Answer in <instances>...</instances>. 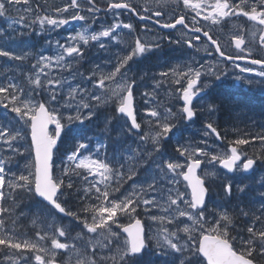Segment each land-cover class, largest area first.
Wrapping results in <instances>:
<instances>
[{"label": "snow or ice", "instance_id": "1", "mask_svg": "<svg viewBox=\"0 0 264 264\" xmlns=\"http://www.w3.org/2000/svg\"><path fill=\"white\" fill-rule=\"evenodd\" d=\"M81 3L92 5L87 12L94 20V14L99 11L94 0H70L61 7H54L50 14L46 10L41 14L42 6H33V0H0V17H6L9 22L8 29L0 28V57L23 62L33 55L24 49L20 50V54L14 49L7 50V46L14 41V36L8 34L9 30L15 33L17 25L29 30L39 27L40 31L36 34L40 35L71 21H86V16L80 14ZM173 4L178 9L182 5L184 10H190L194 15L189 21L186 14L173 13L172 22L163 23L162 28L177 29L180 26L187 31L175 39L169 36L142 42L140 37H136L134 45H130L131 51L117 56L114 70L97 75V66V71L84 78L82 83H90L91 89L81 83L73 86L68 78L75 80L76 76H82L76 67L84 55L81 45H88L90 41L99 42L101 38L119 43L118 30L132 29L131 24L113 22L98 32L84 27L75 35L69 34L65 43L56 41L54 55L38 54L31 65L32 74L26 78L27 86L22 82H12L14 77L0 83V106L7 113L15 114L12 119L0 118V264H58L57 250L70 252L68 258L59 264H150L145 259L149 254L164 257L165 264H261L264 261V203L259 209H240V215L250 216L251 222L246 228L247 235L232 236L233 216L226 210L208 208L210 180L216 173L198 174V169L208 157L209 163L218 162L229 172L238 168L244 172L253 169L260 157L255 154L245 156L240 146L251 141L264 145V132L251 135V139H235L229 152L223 154H211L207 141L202 147L180 145L177 152L179 157L184 158L183 163L175 158H165L163 151V145L171 139L170 134L177 128L178 121L191 120L196 115L193 101L203 91L200 81L205 72L202 70L216 80L226 74L216 64L197 66L198 62L189 57L182 65L159 73L161 80L169 81L170 86L171 83L179 86L173 89L182 101L178 113L171 108H146V115L150 118L147 121L148 131L140 137L137 148L122 146L119 158L113 156L110 160L106 153L101 155V149L106 145L97 143L92 151L90 141L78 142L66 161L62 162V175H54V150L66 126L74 122L83 124L85 119L94 117L101 106L113 104L116 112L130 120L129 132L142 131L134 104L137 81L127 75L126 66L134 57L155 54L165 39L170 44L186 45L195 54L200 52L198 44H207L204 48L206 53L211 49L225 64L233 63L240 73L255 74L260 79H249L247 82L264 86V57L251 58L253 52L246 47L243 34L231 36L230 42L239 50L235 56L226 54L219 39L210 34L211 26L220 25L225 18L247 17L260 26L259 49L264 51V0H145L144 15H140L138 6H133L129 0H108L107 8L128 10L140 15L141 20L155 17L156 23L160 24L166 9ZM70 10H75L74 14L66 15ZM201 19L211 22L209 30H204L203 25L196 26ZM189 24L193 26L191 29ZM255 36L253 31L251 37L254 39ZM49 45L51 47V42ZM99 46L102 49L106 47L103 43ZM245 52L246 55L241 54ZM240 60L247 61V64L241 66L236 63ZM160 86L158 81L157 87ZM49 125H54L52 131H49ZM206 129L205 136L214 134L220 139V133L212 123H207ZM24 152H34V159L20 168L17 158L23 157ZM157 156L160 157L158 161ZM14 168L16 171H13ZM80 170L87 173L83 176L85 182H88L89 176L93 177L85 192L89 200L94 196V202L82 209L83 218L76 212H66L61 202L64 188L73 187L71 179L65 185L64 177L80 176ZM141 170L147 173L144 180L124 188ZM181 182L183 190L180 189ZM238 191L243 192L244 187H239ZM223 192L226 197H231V182L223 185ZM24 196L39 197L59 213L75 217L82 224V231L75 238L80 246L61 242L56 234L65 237L69 230L57 227L51 220L46 225L52 231L51 236L49 231L43 235L37 231V240L21 236L14 227L17 223L14 217L20 207L18 201L22 202ZM259 198L264 201V193H260ZM139 210H143L152 222L147 231ZM152 210L159 214L150 215ZM5 216L13 227H8ZM122 217H127L128 223H120ZM182 218H186L187 222ZM37 221L43 223L44 218L34 214L32 223L35 225ZM49 238L50 246H45L44 241Z\"/></svg>", "mask_w": 264, "mask_h": 264}, {"label": "rangeland", "instance_id": "2", "mask_svg": "<svg viewBox=\"0 0 264 264\" xmlns=\"http://www.w3.org/2000/svg\"><path fill=\"white\" fill-rule=\"evenodd\" d=\"M194 2H196V0H194ZM233 2H238V0H233ZM249 2H251V0H249ZM66 2L60 1H47L46 2H42L40 4H42V8L44 10H46L49 14L52 12V10L54 9V7H61L63 6V4H65ZM33 6H35V4L33 3ZM81 6H83L81 4ZM174 9H178L176 7V5H170L167 9H166V15L164 17V22L170 23L172 22L171 17L173 15V13L176 14H186V18L188 19V17L191 18L192 15H194V13H192L190 10H184L182 5L179 8V11L175 12L173 11ZM75 10H70L69 14L66 15H70V14H74ZM42 14V13H41ZM44 14V12H43ZM81 15H85L86 16V21H71L69 24L64 25L61 27L62 30H65L66 33H64V35L62 36V38H65V41L62 42L65 43L69 34L75 35L77 32H80L84 27H87L90 29L91 31V27L93 26V24L95 23V19L93 20L92 17H90L89 13L86 12H82L80 11ZM15 15V14H14ZM242 19V23L239 22H234V21H230L232 20L231 18H225L224 21L221 22L220 25H212L211 26V30L212 33H215V35H217L219 41L226 47V51L227 52H231L233 51V44L230 42L231 40V36L232 35H236V34H242V30L247 32V37L250 40V47L252 49V51L255 50V48H257L259 46V28L260 26L256 23L254 24V21H250L248 20L247 17H243L240 16ZM226 19L229 20V24H231V28L229 30H226L224 28V22L226 21ZM190 21V19H188ZM211 24V22H205L202 19L200 20V24L199 25H203L208 27L209 29V25ZM4 29H8L9 28V22L6 19V27H3ZM28 28H23L20 26H16V31L15 33L10 32V34L12 36H14V38L16 36L19 37L18 39H15V41L12 44H9L7 46V50H16L18 54H20V50L24 49L25 51H28L30 53H32L33 55L30 56L28 59L24 60L23 62L21 61H15V60H9V58L7 57H0V79L4 78V83H6L8 81L9 78H15L14 76V72H19L20 74H22L23 78L26 79L28 75L32 74L31 72V65L35 62V58L38 56V54H48V55H54L55 54V43L52 44V35L50 34V32H43L40 35H37L36 33L40 31L39 27H36L35 29V35L36 37H41L43 34H48V36L46 37V44L45 45H36L37 42L33 41V36H31L28 32ZM49 31V30H48ZM255 31L256 32V36L253 39L251 37V33ZM23 32L24 35H19V33ZM92 32V31H91ZM182 32H186L184 31V29H178L177 31L175 30H169L164 34H161L159 36H156V38L158 37H169L171 36L173 39H175L177 36H179ZM134 31L132 29H129L127 31L126 34V40H129L132 38V36H134ZM146 36V35H145ZM140 38L142 39L143 37L140 36ZM147 41H150L147 37H144ZM22 39V40H21ZM146 41V42H147ZM49 42H51V47L49 45ZM93 42L94 41H90L88 45H81L83 47L84 50V55L82 57V59L80 60V62L76 65V67L78 68L79 72L82 73V76H76L75 80H71V77H68L69 80L71 81V83L73 84V86H75V84L77 83H81L83 87H86L88 89L92 88V85L90 83H82V81L84 80V78L88 77L92 72L97 71V66H99V70L97 72V75H99L100 72L106 73L107 69L109 66H112V61L108 60L106 61L103 56L104 55H109L113 58V56L115 55V50L117 49L116 45L119 44L120 46L122 45V43L119 41V43H117L116 41H112L110 38H103V44L106 45L105 48L100 49V47H92L93 46ZM168 40L165 39L162 47H163V51L164 52H181V53H185L187 56L186 57H182L181 59H176L174 61H168L167 58L163 57L162 55H159L161 53H158L159 55V61H158V65H159V71L158 73L156 72V77H154L152 82H149V85H157V82H160V85L166 84V81L161 80V77L159 76V73L163 72V71H167L169 68L175 67L178 64H183L185 62L188 61L189 57H191L193 60H197V58L192 57L190 55L191 52L187 49L186 45H179V44H167ZM207 46H202L200 45L199 48H202L203 52H200L201 54H205L206 52L204 51V48ZM162 49V48H160ZM149 59V57H147ZM205 61V60H204ZM241 66H244L243 64H241ZM112 67L110 69V71H112ZM54 72L56 71L55 69L53 70ZM109 71V72H110ZM253 74V73H252ZM227 75H229L232 79H234L235 82H238L239 84L245 86L246 88H252V90H257L259 92L264 93V86H261L260 84L257 83H253V84H249L247 81L249 79H252L254 81H258L260 78L255 76V74H253L254 76H249L246 75L245 73H240L239 69H236L233 65H230L227 68ZM65 76H68V73H65ZM237 77H241L240 79H238ZM12 82L17 83L15 79L12 80ZM170 84V83H169ZM172 87L170 89L169 94L167 95L168 98L170 99V101L174 100V97L176 95H178V93H176L175 91H173V89L177 88L178 85H175L174 83H171ZM27 86V85H26ZM230 89L228 91V93L230 91H234V89L228 88ZM149 92H151V90L149 89ZM237 100V99H236ZM111 104V103H110ZM102 107V106H101ZM101 110L99 109L96 112V115L94 117H92L91 119H85L83 124H80L79 122H74L72 125L70 126H66V134L64 137V141L62 143V148H59L56 151V168H57V172H56V176H61L62 172H61V165L62 162L66 161L67 155L70 154L71 151L74 150L76 144L78 142H89L90 141V150L94 151L95 146L97 143L103 144L102 141L100 140L101 136L100 135H95L92 134L95 130L98 132H101V130L98 128V126L96 125V117H99V114L101 116V118L99 119V122H105V117H106V112L101 111L102 113H99ZM244 113V112H243ZM243 113H232L231 111V115L233 116V120L238 122L241 119V116ZM67 114V113H65ZM15 114H10L7 113V111L0 106V118H4L7 117V119H12L14 117ZM84 115H87V111L85 110ZM246 114H244L243 116H245ZM242 116V117H243ZM146 117V125L144 127L143 130V134L141 135H134V137H132V139L130 140V146L132 148H137L134 147V145H139L140 144V137L143 136L145 134V132L148 131V127H147V121L150 119L147 115ZM181 120V119H180ZM242 120V119H241ZM240 120L239 123H242ZM183 123L182 125H177V128L173 130V134H170L171 139L167 140L166 143L168 144H164L163 145V151L166 154L165 158H175L178 160V162L183 163L184 162V158L183 157H179V153L177 152V148L180 145H193V146H203L201 143H198L194 140H188L186 138H190V137H186L184 136V138L180 137V133L182 132H189L190 130H192L191 134H194L193 131L196 130V127H194L192 124H188L184 121L181 120ZM106 123H107V127L108 126H113L116 130V135H118L119 133H126L127 128H128V121L122 117L121 115H119V113H117L116 115L113 116H108L106 118ZM109 128V127H108ZM83 133V135L85 134L84 140L82 138V140L80 138H77L79 133ZM104 131H102L103 133ZM105 133V132H104ZM129 133H126V135ZM115 136V135H114ZM73 138V139H72ZM118 138L120 139L121 136H118ZM117 141H120V140ZM73 140V143L69 144V142ZM150 143V141H149ZM122 142L120 144H116V154H110L109 155V159L111 160L113 158V156H116L117 158L120 157L121 155V145ZM167 145H172L175 153H169L167 150ZM28 146L27 143L25 142V147ZM209 146L211 149L212 154H223V153H228L229 150H225V149H217V151H215L212 147L213 145L209 143ZM144 147L148 150L151 151L150 148L147 147V145H144ZM72 148V149H70ZM103 149V148H102ZM101 149V152H102ZM26 152H24L25 154ZM87 154V153H85ZM245 156H248L247 153H244ZM160 159L159 156L156 157V160L158 161ZM210 159L207 158V162L205 165V169L202 171V175L205 172H215L216 175L211 177V180L214 179H219L221 180V182L225 181H229L231 182V184H234L233 186H237L236 188L238 189L239 187H241L240 182H242L243 178H245L243 171L238 169V171L233 174V175H227L226 173H224L218 162H212L209 163L208 160ZM18 160V159H17ZM23 160H26V157L22 158V160H18V164L20 166V168H23L25 166L26 161L24 162ZM261 167L258 165L256 167V171H258ZM264 170V169H263ZM13 171H16V169L14 168ZM81 171V175L85 176L87 175L85 170H80ZM147 175L146 172H144L143 170L140 171V174L138 175L139 177H133L132 180L128 181L129 183L124 185V188H129L130 185H132L133 183H141L144 180V177ZM257 175L259 176V178H264V171H258ZM74 176L76 177V175H72V179L74 178ZM66 178V177H64ZM65 180V179H64ZM182 180V178H181ZM66 181V180H65ZM81 181L83 183H85V180L81 179ZM88 182L91 183L93 182V177L89 176L88 177ZM89 187V186H88ZM184 188V184L183 182H181L180 184V189L183 190ZM245 190V187H244ZM123 191V189H122ZM65 194L64 193L62 195L61 201L65 202ZM211 200H209L208 202V208L209 210H213V209H219L221 211H224L226 209H224V203L225 201L222 200V197L220 195H214L213 198H210ZM260 206L259 204L255 205V207ZM226 211H229L228 208ZM155 214H159L156 210H152V212L150 213V215H155ZM20 215V213H19ZM28 215V214H27ZM21 216V215H20ZM49 216V215H48ZM46 216V217H48ZM140 216L142 218V220H144L146 222V228L148 230L149 225L152 223L148 217V215H145L143 210H140ZM34 218H31V221H33ZM186 221V218H182ZM51 220L55 222V225L57 227L59 226H63L66 229H68L69 231L67 232L65 237H59L58 234L57 238L61 240V242H67V243H75L77 244V247L80 246L79 242L75 239L77 236V233H80L82 231V224L77 221L75 218L73 217H69V220L65 221L62 220L61 218H59L57 215H52L49 216L48 218L44 219V222L41 223L40 221H37L38 226L40 228V230H42L43 232L45 231H49L50 236L52 234V231L50 229H48L46 227L47 225V221ZM37 223L35 225H37ZM120 223H123L120 220ZM32 226L34 225L33 223H30ZM182 226V225H181ZM11 228V227H10ZM17 230V229H16ZM86 231V230H85ZM21 236L30 238L32 240H37L38 238H33L30 237L22 232L17 231ZM44 245L45 246H50V238L46 239L44 241ZM58 255H57V260H58V264L60 261L68 258V256L70 255L69 250H57ZM29 255H32L31 253H29ZM75 257L73 256V261H74ZM146 260H148L150 262V264H165V258L162 256H156V255H152L149 254V256H147L145 258Z\"/></svg>", "mask_w": 264, "mask_h": 264}, {"label": "flooded vegetation", "instance_id": "3", "mask_svg": "<svg viewBox=\"0 0 264 264\" xmlns=\"http://www.w3.org/2000/svg\"><path fill=\"white\" fill-rule=\"evenodd\" d=\"M47 1H52V0H33V3L35 5L39 4V5L43 6L40 3H42V2L47 3ZM54 1H57V2L63 1L66 3L70 2V0H54ZM78 2H81V0H78ZM107 2H108V0H94V4H95L96 8L99 9V11L94 14L95 23L91 27V31L92 32L101 31L105 27L110 26L113 22H122L125 24H131L133 26L132 30L134 31V33H133L134 36H132L131 39L126 40V34H127V31L129 29L121 28L120 30H118L120 42L122 43V45L121 46L119 44L116 45L117 49H114L115 55L113 56V58L109 55L103 56V58L106 61H108V60L112 61V66L108 67L107 72L110 71L111 67L113 68L112 70H114V68L116 66V58L118 55H121V56L126 55L127 52L131 51L130 45H134V40L136 37L142 36L143 37L141 39L142 42H146L147 40L144 37H147L149 40H154V39H156V36L164 34L169 30L177 31L178 29H182L180 26H178L177 29L162 28L161 25L163 23H166V22H164V18L161 19L160 24L156 23L155 17H153L152 19L141 20L140 15L145 14L143 12V6L145 4V0H129V2H131L133 4V6H138L137 11L140 13V15L134 14V13H132L128 10H124V9L108 10ZM115 2H120V0H115ZM81 4L83 6H81L80 11L88 13L87 8L91 7L92 5H88L87 3H81ZM155 10H158V9H153V11H155ZM173 11L177 12V11H179V9H174ZM43 12H44V9L42 8L41 13L43 14ZM117 12L119 13L118 16H117ZM14 14L15 13H13V15ZM188 19H191V18L188 17ZM231 19L232 20H230V21L239 22V23L243 22L242 21L243 18L241 19L240 16L232 17ZM196 26L199 27L201 25L198 24ZM3 27H6V17H0V28H3ZM192 27L193 26L191 24H189V29H191ZM231 27L232 26H231V24H229V20L226 19V21L224 22V28L226 30H229ZM35 29H36V27L32 30H28L29 34L31 36H33V41L37 42L36 45H45L46 44V37L48 36V34H43L41 37L37 38L35 35ZM145 29H148V31H145ZM204 30H209V29H208V27L204 26ZM184 31H187V30L184 29ZM46 32H50V34L52 35V44H54L56 41H59L60 43L65 41V38L64 37L62 38V36L64 35V33H66V31L62 30L61 28L54 29V30L49 29V31L47 30ZM8 34L11 35L10 32ZM210 34H214V38H218L217 35H215V33H212L211 29H210ZM242 34L245 37L246 47L249 48L250 47V40L248 39V37L246 35L247 32L242 30ZM15 39L19 40V37L16 36L14 38V41H15ZM201 40H204V38L201 37ZM13 42H11L10 44H12ZM100 43H103V38H101V40L99 42H93L92 47H100L99 46ZM219 43L221 44L222 49L226 52V54H231V55L235 56L239 51V50L235 49L234 44H233L232 45L234 48L233 51L227 52L225 49L226 47L220 41H219ZM167 44H170V43H167ZM200 45L207 46V44H198V46H200ZM161 48L162 49L155 51V54H145L143 56L134 57V59L132 61H130L129 64L126 66L128 69L127 75L130 77H135V79L137 81V86L134 88L135 106H136V113L140 116L139 119H140V123L142 125L143 130H144V127L146 125V122H145L146 121V117H145L146 116V112H145L146 108H158V110H161L163 108H171L174 113H178L182 107V101L179 100V95H176L174 97L173 101H170V99L168 98V96H167L169 94L168 91H170V89L172 87V85L170 86L169 81H166V84H163L160 87H157V85H149V82H152L154 77L157 76L156 72L158 73V71H159V65L157 64L159 61V55H162L163 57L167 58L168 61H171V62L176 60V59H181L182 57L187 56L185 53H181V52H172V53L171 52H164L162 46H161ZM100 49H102V48H100ZM161 52H163V53H161ZM200 52H203L202 48H200ZM200 52H199V54H195L194 52L190 53V55L192 57L197 58V60H196L198 62L197 66H199V64H205V65L216 64L220 68L224 69L226 74L222 75L219 80H216L214 76L208 75L206 73V70H202L205 72V74L201 76V81H200V87H202L203 91L193 101V107H194V110L196 111V114H197L196 119L194 121H187V120H184V121L187 123L186 125L192 124L194 127H196L197 130L193 131V133L196 134L194 141L201 143V144L204 141H207L208 145H209V143L213 145L212 148L215 151H217V149H225L226 150L225 130L223 129V126H222L223 125L222 114L224 113V111L226 109L225 107H226V103H227V93L230 90L228 88L232 87L234 89V91L238 94V93H240L241 88L244 86L239 84L238 82H235L234 79H232L229 75H227V68L230 65H233V63L228 62L227 64H225V62L221 60V58L218 56V54H216L211 49H209V52H207L205 54H201ZM252 52H253V56L251 58L264 57V51H261L259 49V46L257 48H255V50ZM257 52H259V55H256ZM158 53H161V54L158 55ZM241 54L246 55L247 53L245 52V53H241ZM147 57H149V59ZM236 63L243 64L245 66L247 64V61L240 60V61H236ZM122 71H123V69H122ZM245 74L249 75V76H254L252 73H245ZM178 87L179 86H177V88ZM149 89L151 90V92H149ZM254 91L259 92L257 90H254ZM145 93H149L150 95L146 96ZM114 107L115 106L113 104L109 103L107 106H102L99 109L103 112L115 113ZM181 120H183V119H181ZM181 120L178 121L179 126L182 125V123H183ZM207 123H212L213 126L217 128V131L220 133L221 139H217L214 134L205 136V132L208 131L206 129ZM129 125L130 124H128V126ZM108 127H107V125L103 124V127L101 128V132H98L95 130L92 133V134H95L96 136L97 135L101 136L100 140L102 141L103 145L107 146L106 148L102 149L101 155H104L106 153L108 157L110 154H116V144L118 145L122 142V144L120 145L121 148H122V146L123 147L130 146V140L132 139V137H134V135L143 134V130L139 131V132H136L134 130L132 132H129L128 128H127L126 133H129V134L126 135V133H122V134L119 133L118 135H116L115 134L116 133L115 128L113 129L112 125L108 126ZM102 131H104L105 133L104 132L102 133ZM189 132L191 133L192 130H190ZM65 134H66V129H65V132L63 134V139L65 137ZM78 135H80V139L82 140L83 133L81 132ZM118 136H121V138L119 139ZM183 136H186V134H184ZM118 139L120 141H117ZM83 140H84V138H83ZM166 144H168V143H166ZM134 147H137V145H134ZM172 147H173L172 145H167L168 152L173 154V153H175V151ZM121 150H123V149H121ZM209 150H211V149H209ZM121 153H122V151H121ZM206 162H207V159L204 160V163H203L204 167L202 168L201 173L205 169ZM231 175H233V174H231ZM76 177H78V176H76ZM138 177L139 176H137V178ZM81 179L82 178L78 179L80 185L82 187L83 186L88 187L89 182L83 183L81 181ZM128 183L129 182H127V184ZM140 218H141V216H140ZM123 221H125V220H123Z\"/></svg>", "mask_w": 264, "mask_h": 264}, {"label": "trees", "instance_id": "4", "mask_svg": "<svg viewBox=\"0 0 264 264\" xmlns=\"http://www.w3.org/2000/svg\"><path fill=\"white\" fill-rule=\"evenodd\" d=\"M14 76L17 83L22 82L25 84V86L27 85V80L23 78L22 74H20L19 72H14ZM3 79L4 78L0 79V83H4ZM225 108L226 109L222 114L223 117L222 126L223 129L225 130V140L227 147L231 144L232 141H234L237 138L251 139V135L253 134L259 135L260 133L264 132V93L256 92L252 89L246 90L244 88H241L240 93L238 94L235 91H230L227 94V103ZM230 111L236 114L237 113L241 114L244 112L242 116L244 114L246 115L243 117L241 116L242 120L240 119L242 123H239L240 120L238 122L234 121L232 119L233 116L229 117V115H231ZM116 114H117L116 111L115 113L108 112L105 118ZM99 117L101 116L99 115ZM77 138H79V136H77ZM28 141H30V136L28 138ZM63 141L61 142L60 148L63 147L62 146ZM26 143L28 145L27 141ZM71 143H73V140L69 142V144ZM27 147L28 146H26V148ZM240 150L244 153H247L248 156H253L254 154L255 156H259L260 159H257V164L261 168L258 171H264L263 170L264 145H262L259 141H251L248 145L240 146ZM24 157H26V160H23L24 162L26 161L25 165L30 163L34 159L33 153L29 154L28 152L23 154V157H18L17 159L22 160V158ZM56 167L57 166H55V169ZM258 171H255L250 175H244L245 178H243L242 182H240L239 184L241 185V187H245V190L243 192H239L238 189L236 188L237 186L236 185L233 186L234 184H232L231 197H226L224 195L223 192L224 182H221V180L219 179L210 180L211 183L210 198H213L214 195H220L222 197V200L225 201L224 209L227 210L228 208L229 210L228 212L233 216L234 228L231 230L232 236L247 235L246 228L249 226L251 222L250 216L245 217L243 215H240V209L242 208L244 209V211H249L250 209H259L260 206L255 207V205L257 204L261 205L262 203H264V201H262L259 198V194L264 193V178H259V176L257 175ZM64 179L66 180L65 185H67V183L69 182V180L67 179H71V182L73 184V187L70 189L67 187L64 188V193H66L65 201L67 205V210L70 212H76L80 214L81 217L83 218L84 214L82 212V209L85 206H87V204L94 202V196L92 200H89L86 197L85 189L87 188H83L80 185L77 177L74 176V178L72 179V175H70L69 177H66ZM228 182L229 181H225V183ZM18 203L20 204V207L17 209L15 213L14 218L17 220V223L15 224L14 227L17 229V231L22 232L33 238H36L35 233L37 231L41 232V235L44 234L42 230H40L38 223L37 225H33V226L30 224L32 223L31 218H34V214L40 215L44 219L52 215L54 216L58 215L55 209L47 205L44 201H41L38 197L33 199L29 196H24L22 202L18 201ZM19 213H23V215L20 216ZM4 218L6 219V221H8V227H13L9 218L7 216H5ZM121 219L123 223H128L127 217H122ZM261 264H264V261H262Z\"/></svg>", "mask_w": 264, "mask_h": 264}, {"label": "water", "instance_id": "5", "mask_svg": "<svg viewBox=\"0 0 264 264\" xmlns=\"http://www.w3.org/2000/svg\"><path fill=\"white\" fill-rule=\"evenodd\" d=\"M137 115V114H136ZM194 118H196V115H195V117H193L192 119H194ZM191 119V120H192ZM129 120V119H128ZM130 121V120H129ZM137 121H138V116H137ZM139 122V121H138ZM54 128V125H49V131H52V129ZM135 131H140V130H135ZM63 134V133H62ZM61 138H62V135H61ZM60 141H61V139L58 141V144H57V148L59 147V143H60ZM55 151L56 150H54V159H55ZM33 155H34V152H33ZM256 165H257V162H256V164L254 165V167H253V169H251V170H249V171H247V172H244L245 174H252L253 172H254V169L256 168ZM221 166V165H220ZM202 167H203V164L201 165V169H202ZM221 168L224 170V171H226L227 173H229V174H234L235 173V171L236 170H234V171H232V172H229L228 170H226V169H224L222 166H221ZM201 169H198V174H200V170ZM39 198V197H38ZM40 200H41V198H39ZM208 199V198H207ZM46 204H47V202L46 201H44ZM48 205V204H47ZM49 206H51V205H49ZM62 206H64L63 204H62ZM52 207V206H51ZM65 207V206H64ZM56 210V209H55ZM57 212H58V210H56ZM66 212H68L67 210H66ZM59 213V212H58ZM61 216H64V217H66V216H68V215H66V214H62V213H59ZM145 229H146V226H145Z\"/></svg>", "mask_w": 264, "mask_h": 264}, {"label": "bare ground", "instance_id": "6", "mask_svg": "<svg viewBox=\"0 0 264 264\" xmlns=\"http://www.w3.org/2000/svg\"><path fill=\"white\" fill-rule=\"evenodd\" d=\"M254 24H256V22H254ZM233 97V96H232ZM229 100V99H228ZM232 100V99H231ZM230 101V100H229ZM236 102V101H235ZM243 104V103H242ZM232 105V104H231ZM235 105V104H234ZM233 106V105H232ZM233 108V107H232ZM227 109H228V107H227ZM243 109H244V107H243ZM230 110V109H229ZM235 110V109H234ZM245 110H247V109H245ZM231 112V111H230Z\"/></svg>", "mask_w": 264, "mask_h": 264}]
</instances>
